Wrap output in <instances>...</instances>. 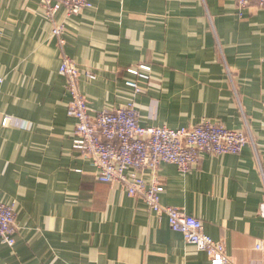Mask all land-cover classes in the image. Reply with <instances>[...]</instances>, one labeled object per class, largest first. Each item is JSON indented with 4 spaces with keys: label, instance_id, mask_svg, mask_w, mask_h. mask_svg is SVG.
Masks as SVG:
<instances>
[{
    "label": "crops",
    "instance_id": "1",
    "mask_svg": "<svg viewBox=\"0 0 264 264\" xmlns=\"http://www.w3.org/2000/svg\"><path fill=\"white\" fill-rule=\"evenodd\" d=\"M91 2L79 15H56L65 25L61 46L41 0H0V203L15 206L18 228L14 247L0 241V264H210L167 216L100 183L73 148L77 121L59 73L66 58L81 71L93 115L134 103L143 127L178 130L205 119L251 132L256 149L204 154L188 173L164 164L157 177L162 204L200 219L225 244L229 264H264V8ZM140 65L151 72L137 94L128 69ZM144 176L152 184V173Z\"/></svg>",
    "mask_w": 264,
    "mask_h": 264
},
{
    "label": "built area",
    "instance_id": "2",
    "mask_svg": "<svg viewBox=\"0 0 264 264\" xmlns=\"http://www.w3.org/2000/svg\"><path fill=\"white\" fill-rule=\"evenodd\" d=\"M45 15L53 24V36L59 45H65V25L55 21L61 11L68 17L79 15L93 7L91 0H41ZM243 11L257 3L264 8V0H235ZM151 67L140 65L128 69L137 77L127 86L137 94L142 93L140 83L149 81ZM59 73L66 78V91L70 96L68 116L77 121L73 148L89 158L99 171V182L120 186L129 196L142 200L157 216H167L170 228L180 233L185 241L207 254L210 264H229L225 244L215 241L204 232L203 222L181 209L165 206L161 202L165 191L157 177L164 164L176 165L182 173H188L202 155H239L247 145L255 146L251 132L235 131L221 123L202 120L191 128L178 130L168 127H143L140 112L134 103L116 110H103L94 115L86 97L81 93V71L66 58ZM89 78L95 77L89 74ZM11 119L5 118L2 126L7 127ZM153 175L152 184H147L145 172ZM259 214L264 218V202ZM14 205L0 203V241L14 247L17 235ZM260 249V246H257Z\"/></svg>",
    "mask_w": 264,
    "mask_h": 264
}]
</instances>
